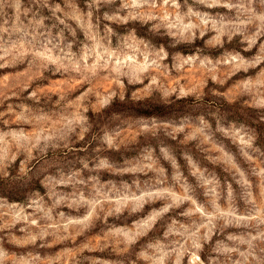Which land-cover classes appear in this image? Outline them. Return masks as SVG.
<instances>
[{
  "label": "clouds",
  "instance_id": "1",
  "mask_svg": "<svg viewBox=\"0 0 264 264\" xmlns=\"http://www.w3.org/2000/svg\"><path fill=\"white\" fill-rule=\"evenodd\" d=\"M0 264H264V0H0Z\"/></svg>",
  "mask_w": 264,
  "mask_h": 264
}]
</instances>
